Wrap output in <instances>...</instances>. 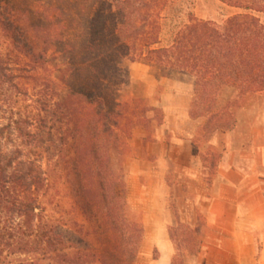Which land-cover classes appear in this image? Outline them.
Instances as JSON below:
<instances>
[{
	"label": "trees",
	"instance_id": "1",
	"mask_svg": "<svg viewBox=\"0 0 264 264\" xmlns=\"http://www.w3.org/2000/svg\"><path fill=\"white\" fill-rule=\"evenodd\" d=\"M217 1L239 13L216 22L173 0H0V99L29 102L7 100L0 124V264H136L144 229L123 157L132 130L162 113L135 96L126 63L192 85L189 117L205 120L195 143L234 130L264 94V0ZM219 160L203 157L209 179ZM200 225L169 237L196 257Z\"/></svg>",
	"mask_w": 264,
	"mask_h": 264
},
{
	"label": "crops",
	"instance_id": "2",
	"mask_svg": "<svg viewBox=\"0 0 264 264\" xmlns=\"http://www.w3.org/2000/svg\"><path fill=\"white\" fill-rule=\"evenodd\" d=\"M156 85L151 107L161 110V125L148 117L150 127L133 129L125 179L128 204L142 217L139 257L155 251L152 263L170 264L173 195L182 224L194 229L200 219L197 264H264V94L247 101L234 130L195 143L205 120L189 117L192 85L166 78ZM210 151L220 154L212 179L203 163Z\"/></svg>",
	"mask_w": 264,
	"mask_h": 264
},
{
	"label": "rangeland",
	"instance_id": "3",
	"mask_svg": "<svg viewBox=\"0 0 264 264\" xmlns=\"http://www.w3.org/2000/svg\"><path fill=\"white\" fill-rule=\"evenodd\" d=\"M108 1H113V0H108ZM173 1H178V7L182 9V13H191L193 14L196 18L199 19H204V20H213L216 22H221L224 20L226 17L239 13L238 10L227 7L223 4H221L217 0H173ZM259 18L261 22L264 24V15H259ZM2 40L0 39V43ZM1 49L3 51L4 46H1ZM126 66L129 70V80L135 84V89L133 90L135 92V96L140 98L142 101V104L147 105V106H156V99L158 98V86L156 85V82L158 79L153 77L144 66L139 65V64H133V63H126ZM18 73V72H15ZM228 96V93L225 92L224 96L222 95V98H226ZM4 100L12 101L14 104L15 108H26L28 106L29 102L25 101L24 97L21 95H18V93H14L12 96L4 95L0 99V124L5 123L6 120L9 117V110H8V101L4 103ZM31 109L29 108V111ZM147 117H154V120L158 121L159 120V115L153 114V113H148ZM152 126L155 128V123L152 124ZM132 137H133V130H132V136L131 140L128 142V149L124 155L123 159V169H122V178L124 183L126 182V176H127V171H128V159L132 157ZM125 188H126V183H125ZM168 208L169 210L173 213V215L176 218V222L169 227L168 229V234L175 228H179V225L182 223L180 222L179 219V214H178V207L176 200L174 196L172 195L171 198L169 199L168 203ZM135 212V211H134ZM137 213V212H135ZM139 214V213H137ZM141 216V214H139ZM142 219V217H141ZM179 223V224H178ZM181 223V224H180ZM185 225V224H183ZM204 231L200 229L199 234L195 235V242L197 245L201 243V238L203 237ZM144 238V237H143ZM170 238V237H169ZM143 241V240H142ZM142 244V243H141ZM170 245H171V257L172 256H180L183 257L186 261L187 264H197V256L194 257L191 252L186 251L185 249L177 247V240L175 238H170ZM141 248V245H140ZM140 250V249H139ZM157 257V254L155 251L152 252L151 256L149 255L148 257H139V253L136 259V264H154L151 262V258L155 259ZM171 257H170V262H171Z\"/></svg>",
	"mask_w": 264,
	"mask_h": 264
}]
</instances>
